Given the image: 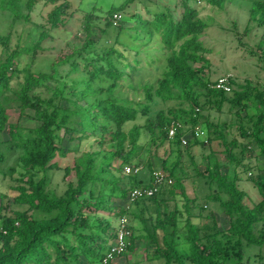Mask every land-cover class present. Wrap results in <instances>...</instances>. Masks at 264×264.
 Instances as JSON below:
<instances>
[{
  "label": "trees",
  "instance_id": "obj_1",
  "mask_svg": "<svg viewBox=\"0 0 264 264\" xmlns=\"http://www.w3.org/2000/svg\"><path fill=\"white\" fill-rule=\"evenodd\" d=\"M39 1L48 6L43 22L32 18ZM80 1L0 0V175L11 179L15 193L0 192V264H104L116 236L113 219L122 216L141 223L136 231L128 221L123 254L140 240L163 264H264V82L229 79L231 96L216 88L206 73L211 49L201 37L210 24L198 10L199 0H123L105 10L72 6ZM204 1L222 10L231 2ZM246 1L244 33L253 24L264 27V0ZM134 2L142 8L121 23ZM78 11L80 29L67 49L55 54L47 70H34L42 41ZM114 13L120 14L115 24ZM232 25L236 30V21ZM263 45L261 39L257 46ZM25 56L31 61L21 64ZM260 56L264 62V52ZM125 86L140 98L123 96ZM225 102L232 120L212 122L201 113ZM172 120L182 127L169 137ZM202 120L208 141L223 147V160L213 149L203 155L200 176L214 189L206 199L218 201L229 218L225 229L209 231L190 220L193 199L177 173L181 152L168 162L169 150L164 155L158 150L167 143L179 146L180 136ZM90 137L94 149L72 148L74 141ZM200 142L193 136L188 146ZM143 158L150 175L154 158L161 160L172 180L169 198L158 197V191L129 202L134 209L117 206L114 199L127 200L131 188L144 186L136 184L134 173H124L125 166L138 167ZM53 170L62 171V193L49 185ZM243 180L257 190L258 200L248 198L239 185ZM176 195L185 200L187 212L182 233L179 210L168 207ZM181 238L187 249L180 250Z\"/></svg>",
  "mask_w": 264,
  "mask_h": 264
},
{
  "label": "rangeland",
  "instance_id": "obj_2",
  "mask_svg": "<svg viewBox=\"0 0 264 264\" xmlns=\"http://www.w3.org/2000/svg\"><path fill=\"white\" fill-rule=\"evenodd\" d=\"M122 1L123 0H81L80 3L73 2L72 6H79L82 9H88L92 5H97L105 10L110 5H118ZM195 3L198 7V10L200 11L201 16L204 19L206 18L207 22L210 24L206 33L201 37L211 49L207 54V58L210 60V67L206 72L209 75L210 80H216L218 78L227 76L229 79L236 80L238 84H242L246 77L257 82L259 80L264 82V68L262 67L264 62L262 59L263 57L260 58V55H262L264 52V45L262 48L257 46L261 39L264 42V27L253 24L250 31L248 33H244V28L246 27L249 19L248 2L246 0H231V2L223 10L219 9L218 7H210L204 0H199ZM141 8L142 5L140 3H132L129 9L125 11V14H122L121 23L127 24L129 14ZM47 10L48 6L43 5L42 1H39L35 7V11L32 13V18L35 21L43 22L42 17ZM79 17L80 12H75V14L68 20L64 27L51 30V36L42 41L41 49L37 51V55H35L32 60V68L34 70H47L48 64L54 58L55 54L61 49H67L66 43L72 39V33L80 29ZM233 21H236L237 23L236 30L232 25ZM29 27L30 26H26L28 29ZM3 29V26L0 27V33H2ZM18 30L20 29L18 28ZM15 39L16 38L13 36V40ZM30 59L31 58L29 56H25V59L22 60L21 64H23L25 61H31ZM153 77L154 76L152 75L149 76V80L151 78L153 79ZM129 88L130 87L127 86L123 88V96H129V98H140L141 95L139 92L136 93L135 91H131ZM231 92L232 87L231 90L227 92V96H231ZM202 99L204 100L203 97H201V100ZM208 108L203 109L201 113L207 116V118L212 122L220 123L233 119L228 111L229 104L227 102L223 103L219 110L215 107V105H210ZM250 113H252L251 109L247 112V114ZM198 125L199 126L197 127L200 129L198 140L202 142H200L201 144H193L192 146H188V144L186 145L180 143V145L177 146L173 143H167V145L159 147V154L164 155L169 150L166 159L168 162H170L171 160L175 159L176 151L181 152L180 170H177V173L184 176L183 185L185 186L186 193L191 197V199H193V201L188 203L190 220L194 224L200 226L202 229L204 227L209 228V231L214 227H217L218 230L225 229L229 225V218L223 214L222 208L220 207L218 201H208L206 199V195L213 194L214 189H211L210 186L205 182V179L200 176L201 172L203 173L206 168V161L205 158H203V155H206L208 150L213 149L216 152L217 157L220 158V160H223V154L220 151L223 149V147L220 146L218 140H212L210 142L208 141V129L205 126V121L202 120ZM190 126L191 125L187 123L185 125V129H189ZM189 136L190 135L188 134V137ZM145 138H147V135H143L141 141L145 140ZM228 138L230 139L231 136L228 135ZM94 144L95 142L93 137H90L89 139L83 140L80 143L74 141V143H72V148L81 152L88 149H94ZM75 154L76 153H72L70 156H68L67 162L71 161ZM142 161V166L140 165V169L134 174L138 179L142 178L145 182L151 180V177H149V171L144 163V158ZM160 161V159L154 158L155 168L153 170L161 169ZM49 175L50 187L55 189L57 193H62L65 188V183L62 179V171L53 170L49 172ZM121 177L124 178L123 185L128 186L129 181L126 177V174H122ZM12 183L13 182L10 178H3L0 175V192L7 194L8 196L14 195L15 193L10 187ZM168 184L170 183H164L160 186L164 188V192H167ZM239 185L246 191L249 199L251 198L254 201L258 200V192L251 186L249 182L243 180ZM222 196L224 199L227 197L226 195ZM173 198L174 201H169L168 207L169 209H172L174 206L177 208V210H179V214L177 215V218L179 219L178 227L179 232L182 233L181 228L184 221L187 219V212L184 210L185 200L180 195H176ZM114 202L117 206L118 204H122V206L125 208H133L129 203L126 202V200L122 201L116 198L114 199ZM9 208L22 209L25 207L9 205ZM113 220V224L116 225L118 219ZM179 242L180 250L185 248L187 249V244L183 238H181ZM142 248H144V244L136 245V247L129 249L125 256L115 260V264H149L148 260L153 254L154 258L150 259V263L157 264L158 258H155V253L152 247L148 249L147 253ZM145 257L148 259L143 260Z\"/></svg>",
  "mask_w": 264,
  "mask_h": 264
},
{
  "label": "built area",
  "instance_id": "obj_3",
  "mask_svg": "<svg viewBox=\"0 0 264 264\" xmlns=\"http://www.w3.org/2000/svg\"><path fill=\"white\" fill-rule=\"evenodd\" d=\"M118 19H120L119 13H114L113 15V23L115 24ZM216 88L223 90L224 92H228L231 90V84L229 78L221 77L215 80ZM181 127V123L176 120H172L168 126V136L173 137L177 130ZM199 128L196 126L193 130L190 132V136H186V134H183L180 136V143L188 144V142L193 139V136L198 139L199 134ZM140 167H134L131 166H125L124 167V173L128 174L130 172L136 173ZM152 179L149 185L144 186H135L131 188L128 191L127 194V200L128 202H132L138 198L141 197H149L157 193L160 189V186L164 183H171V178L167 175L166 172H164L161 169L153 170L152 173ZM116 236L114 240L111 242L109 250L103 257V263L106 264L109 260H116L117 257L121 256L126 250L127 245L129 243L128 236L130 234V228L128 226V219L125 216L120 217V219L117 221L116 227Z\"/></svg>",
  "mask_w": 264,
  "mask_h": 264
},
{
  "label": "crops",
  "instance_id": "obj_4",
  "mask_svg": "<svg viewBox=\"0 0 264 264\" xmlns=\"http://www.w3.org/2000/svg\"><path fill=\"white\" fill-rule=\"evenodd\" d=\"M149 177H151V175H150V171H149ZM149 177H148V179H149ZM135 182H136V184H139V185H149L150 184V182H151V180H149V181H143V179L142 178H140V179H138L137 178V176H135ZM165 187V186H164ZM158 197H161V198H164L165 197V199L164 200H167V198H169V196H168V192L166 193V192H164V188H162V187H160V189H159V195H158ZM122 201L124 200L125 201V199H121ZM126 202H127V200H126ZM127 203H129V202H127ZM130 204V203H129ZM121 206H122V204H120ZM131 205V207H133V209H134V207H135V204H130ZM136 208V207H135ZM143 214L146 216L147 215V211L146 212H143ZM130 225H133V227H135V229H136V231H140L141 230V223H140V220H136V219H133L131 222H130ZM140 244H144V248H142L143 250H145L146 251V253L148 252V249L150 248V246L149 245H147L146 243H142L140 240L139 241H137L136 242V245H140ZM152 251V250H151ZM152 253V252H151ZM123 256H125V254H122L121 256H119V257H117V258H120V257H123ZM147 257V256H146ZM143 258V260H146V259H148V258ZM152 258H154V254L153 255H151V257L149 258V260H148V263L149 264H151L150 263V259H152ZM155 258H157V257H155ZM160 258H158V262H157V264H163V261H162V259L161 260H159Z\"/></svg>",
  "mask_w": 264,
  "mask_h": 264
}]
</instances>
